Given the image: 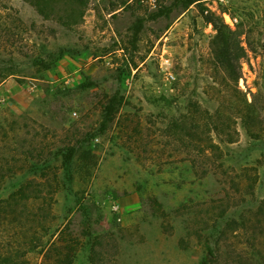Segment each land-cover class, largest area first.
<instances>
[{
  "label": "rangeland",
  "instance_id": "1",
  "mask_svg": "<svg viewBox=\"0 0 264 264\" xmlns=\"http://www.w3.org/2000/svg\"><path fill=\"white\" fill-rule=\"evenodd\" d=\"M6 68L0 264H264V0H0Z\"/></svg>",
  "mask_w": 264,
  "mask_h": 264
},
{
  "label": "trees",
  "instance_id": "2",
  "mask_svg": "<svg viewBox=\"0 0 264 264\" xmlns=\"http://www.w3.org/2000/svg\"><path fill=\"white\" fill-rule=\"evenodd\" d=\"M197 1H199V0H183V4L185 6H188V5H190V4L194 3V2H197ZM223 26L224 25H220V30H223ZM232 34H233L232 32H227L224 36H222V47H220V49L223 50L222 51L223 53L225 51H228L230 49V45H231V49L233 47H235L236 38L233 37ZM228 39H231L232 40V43L230 45H227V40ZM236 47L237 48H240V46H238V45H236ZM10 74H14V71H12L11 69H7V68L5 70H3L2 73L0 72V83L2 82V80L4 78H6ZM111 102L114 103V104H116L119 101H118L117 97L114 96V97H112L110 99V103ZM114 108L115 107L114 106H111V105H107V106L105 105L104 106L105 113L107 114V115H105V118H107V116H108L109 113H110L109 116L112 114V111L114 110ZM74 154H75V148H69L65 152V154H64V164H65V166H68V164L73 160ZM19 190H20V192H23L24 191L23 188H20ZM60 254L62 255V253H60ZM70 256H71V254L70 255H66L65 254L64 258L61 257V259H60L61 263L62 262H67V261H70L71 262ZM63 264H66V263H63Z\"/></svg>",
  "mask_w": 264,
  "mask_h": 264
},
{
  "label": "built area",
  "instance_id": "3",
  "mask_svg": "<svg viewBox=\"0 0 264 264\" xmlns=\"http://www.w3.org/2000/svg\"><path fill=\"white\" fill-rule=\"evenodd\" d=\"M131 1H134V0H131ZM143 1H144V0H143ZM235 20H237V19H235ZM166 75H167V79H168L169 81H172V80L176 79V76H175V74H174L172 71H168V72L166 73Z\"/></svg>",
  "mask_w": 264,
  "mask_h": 264
},
{
  "label": "crops",
  "instance_id": "4",
  "mask_svg": "<svg viewBox=\"0 0 264 264\" xmlns=\"http://www.w3.org/2000/svg\"><path fill=\"white\" fill-rule=\"evenodd\" d=\"M6 87H7V85H5V83H4V85H2V86L0 87V90L3 91Z\"/></svg>",
  "mask_w": 264,
  "mask_h": 264
}]
</instances>
